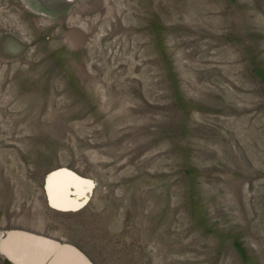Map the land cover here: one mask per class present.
Masks as SVG:
<instances>
[{
	"label": "rangeland",
	"instance_id": "1",
	"mask_svg": "<svg viewBox=\"0 0 264 264\" xmlns=\"http://www.w3.org/2000/svg\"><path fill=\"white\" fill-rule=\"evenodd\" d=\"M0 240L264 264V0H0Z\"/></svg>",
	"mask_w": 264,
	"mask_h": 264
},
{
	"label": "bare ground",
	"instance_id": "2",
	"mask_svg": "<svg viewBox=\"0 0 264 264\" xmlns=\"http://www.w3.org/2000/svg\"><path fill=\"white\" fill-rule=\"evenodd\" d=\"M57 173V172H56ZM63 173V172H62ZM58 174H59V172H58ZM66 174V173H65ZM54 173L52 174V176H49L48 177V180H47V184H46V189H47V194H48V196H49V199L51 200V202L53 203V204H56V205H62V206H64V205H68L69 203H70V200H66V191H68L67 190V188H66V185H65V188H66V190L65 189H63V190H61L60 191V195L59 194H57L56 193V190H55V177H54ZM60 175V174H59ZM60 178H62V177H60ZM71 178H73V177H71ZM76 178V177H75ZM56 179H58V176L56 177ZM62 179H64V178H62ZM61 180V179H60ZM79 180V179H78ZM58 180H56V182H57ZM62 181H64V180H62ZM65 182V181H64ZM66 182H67V180H66ZM70 182H72L71 180H70ZM80 183V182H79ZM69 184V183H68ZM71 185H74V184H71ZM70 185V186H71ZM68 186V185H67ZM75 186V185H74ZM76 187V186H75ZM79 188H81V187H79ZM62 189V188H61ZM71 189V188H70ZM82 189V188H81ZM81 193V192H80ZM63 194V195H62ZM69 194V193H68ZM79 194V193H78ZM59 195V196H58ZM77 195V194H76ZM79 197V196H78ZM2 240V239H1ZM1 240H0V243H1V247H2V249H3V252L5 253V255H7V256H9V258L14 262V263H16V264H22V262H21V260L18 258V254L16 255L15 253H14V251H12L11 249L12 248H10L9 247V245L8 244H4V242L2 243L1 242ZM10 242V241H9ZM14 250V249H13Z\"/></svg>",
	"mask_w": 264,
	"mask_h": 264
},
{
	"label": "water",
	"instance_id": "3",
	"mask_svg": "<svg viewBox=\"0 0 264 264\" xmlns=\"http://www.w3.org/2000/svg\"><path fill=\"white\" fill-rule=\"evenodd\" d=\"M60 172H67V173H70L72 176L76 177L73 173H71L70 171L66 170V169H61L59 170ZM58 171V172H59ZM77 178V177H76ZM78 179V178H77ZM10 247V246H9ZM12 250V249H11ZM13 251V250H12Z\"/></svg>",
	"mask_w": 264,
	"mask_h": 264
}]
</instances>
